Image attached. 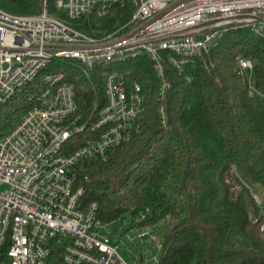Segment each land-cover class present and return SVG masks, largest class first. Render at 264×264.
<instances>
[{
	"label": "built area",
	"instance_id": "obj_1",
	"mask_svg": "<svg viewBox=\"0 0 264 264\" xmlns=\"http://www.w3.org/2000/svg\"><path fill=\"white\" fill-rule=\"evenodd\" d=\"M130 1V19L101 36L81 26L126 0H55L61 15L50 12V0L30 15L0 7V105L21 91L32 102L13 128L0 132V264H161L155 250L131 262L123 256L97 216V203L84 202L89 178L79 170L86 160L105 159L139 126L142 85L121 64L140 57L151 62L167 126L166 61L179 72L195 60L209 67L213 48L231 30L264 37V0ZM236 58L250 77L252 60ZM58 62L89 80L94 72L104 75V100L91 113L78 111L75 83L55 70Z\"/></svg>",
	"mask_w": 264,
	"mask_h": 264
},
{
	"label": "trees",
	"instance_id": "obj_2",
	"mask_svg": "<svg viewBox=\"0 0 264 264\" xmlns=\"http://www.w3.org/2000/svg\"><path fill=\"white\" fill-rule=\"evenodd\" d=\"M0 7L37 14L41 0H0ZM49 9L63 14L55 0ZM133 11L126 0L81 27L101 36L121 27ZM237 54L252 60L250 77ZM207 61L213 65L195 60L182 72L166 61L172 83L164 102L167 126L151 62L140 57L119 66L142 85L145 110L138 128L105 159L83 162L80 177L89 178L84 202L97 203L104 224L127 219L130 227L159 228L161 250L155 251L161 264H264V197L256 191L264 192V37L231 30ZM56 66L75 83L78 111L87 115L103 102L104 75L94 72L89 80L66 63ZM31 105L22 91L0 105V132L13 128Z\"/></svg>",
	"mask_w": 264,
	"mask_h": 264
},
{
	"label": "rangeland",
	"instance_id": "obj_3",
	"mask_svg": "<svg viewBox=\"0 0 264 264\" xmlns=\"http://www.w3.org/2000/svg\"><path fill=\"white\" fill-rule=\"evenodd\" d=\"M258 196L264 197V192L261 187H256ZM125 229L127 233H125ZM106 232L110 236L114 237L117 241L119 250L123 256L131 262L130 258L139 256L140 254L146 252H152L153 250L160 251L158 247V242L154 235H158L159 228H140V227H130V223L127 219H117L106 225ZM147 231L144 235H140L142 232Z\"/></svg>",
	"mask_w": 264,
	"mask_h": 264
}]
</instances>
